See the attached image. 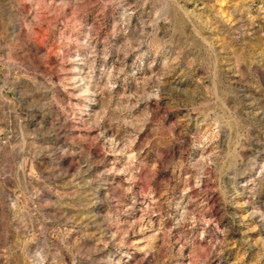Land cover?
<instances>
[{
    "label": "rangeland",
    "instance_id": "374dc122",
    "mask_svg": "<svg viewBox=\"0 0 264 264\" xmlns=\"http://www.w3.org/2000/svg\"><path fill=\"white\" fill-rule=\"evenodd\" d=\"M0 264H264V0H0Z\"/></svg>",
    "mask_w": 264,
    "mask_h": 264
}]
</instances>
